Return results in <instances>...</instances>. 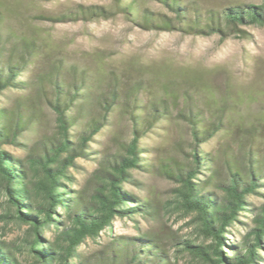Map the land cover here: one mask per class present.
<instances>
[{
    "label": "trees",
    "instance_id": "trees-1",
    "mask_svg": "<svg viewBox=\"0 0 264 264\" xmlns=\"http://www.w3.org/2000/svg\"><path fill=\"white\" fill-rule=\"evenodd\" d=\"M107 1L108 8L77 6L55 16L0 9V222L20 229L13 239L0 237V264H170L165 248L148 232L131 239L108 235L103 250L80 251L116 218L150 213L149 203L123 185L131 181V171L153 167L177 184L172 202L191 217L201 241L173 239L176 256L194 264H259L264 202L254 208L247 198L264 196V99L235 95L232 88L222 92L200 73L151 66L126 77L101 60L78 63L52 52L34 23L120 15L145 31L229 37L244 34L239 26L264 27V0L221 10L204 9L194 0ZM38 102L54 116L51 135L35 126ZM115 116L130 124L131 137L115 138L117 155L100 157L87 197L71 192L65 187L69 170L78 158H97L88 144ZM173 118L189 131V159L180 163L168 156L148 163L140 140ZM27 134L37 139L30 142ZM216 137L230 146L244 142L238 153L222 149L223 180L212 167L217 160L212 152L199 149ZM8 146L22 148L24 156H11ZM247 212L253 216L246 233L237 245L229 244L228 228Z\"/></svg>",
    "mask_w": 264,
    "mask_h": 264
},
{
    "label": "rangeland",
    "instance_id": "rangeland-1",
    "mask_svg": "<svg viewBox=\"0 0 264 264\" xmlns=\"http://www.w3.org/2000/svg\"><path fill=\"white\" fill-rule=\"evenodd\" d=\"M204 9L221 10L232 5H260L261 0H194ZM77 6L110 7L107 0H0V9L6 12H28L42 15H59ZM161 11V9H160ZM36 31L46 38L52 52L76 61L93 65L101 62L115 72L126 77L144 67H164L172 71L200 73L210 85H216L220 91L232 88L235 95L257 94L264 99V27L239 26L244 34L224 37L218 34L210 36L184 35L179 32L145 31L116 15L111 19L76 22L48 23L35 22ZM15 96V94H12ZM36 127L41 134L51 135L54 131V116L38 102ZM169 123L157 124L154 131L140 140L144 149L143 157L148 163L157 164L159 159L173 156L180 163L189 159L192 143L188 129L174 118ZM262 136L264 138V120ZM130 124L118 116L111 118L102 132L92 138L89 148L94 152L93 159L78 158L74 168L69 170L70 182L65 187L78 195L88 196L92 191V175L98 168L100 157L117 155L114 139H129ZM262 138V139H263ZM26 139L35 141L37 136L27 134ZM244 145L239 141L225 143L222 137H216L199 149L204 153L212 152L217 159L212 164L220 180L226 179L222 149L233 150ZM13 157H23V149L6 147ZM131 181L123 185V190L134 195L139 201L149 203L150 213L135 217V220L116 218L110 229L100 234L96 241L88 240L80 251L83 254H95L103 250L107 236L135 238L148 232L168 253L170 264H194L187 256H176L173 239L191 240L201 245L194 232L191 217H186L175 208L172 199L177 184L158 174L155 168H138L130 172ZM200 179H203L201 177ZM264 195V190H263ZM220 194H217L219 196ZM3 197L0 196V215L3 214ZM250 206L257 208L264 202V196L247 198ZM252 212L244 213L239 223L228 228L226 236L229 244L237 245L246 233ZM20 229L13 224L4 226L0 222V237L13 239ZM264 244V240L262 241ZM264 264V252H259Z\"/></svg>",
    "mask_w": 264,
    "mask_h": 264
}]
</instances>
